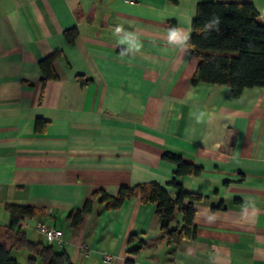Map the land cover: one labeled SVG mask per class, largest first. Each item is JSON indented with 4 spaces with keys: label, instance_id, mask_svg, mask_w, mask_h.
I'll return each instance as SVG.
<instances>
[{
    "label": "crops",
    "instance_id": "1",
    "mask_svg": "<svg viewBox=\"0 0 264 264\" xmlns=\"http://www.w3.org/2000/svg\"><path fill=\"white\" fill-rule=\"evenodd\" d=\"M203 1L213 0H0V225L45 243L36 223L60 229L53 246L74 264H264V86L234 98L227 85L192 84L188 40ZM218 1L252 2L264 24V0ZM172 23L186 43L169 40ZM72 27L75 44L64 36ZM56 51L58 78L44 84L39 61ZM166 152L204 168L178 179L203 197L195 239L169 244L156 205L140 197L112 210L96 202L72 225L98 189L155 182L176 199ZM6 204L41 211L22 220Z\"/></svg>",
    "mask_w": 264,
    "mask_h": 264
},
{
    "label": "trees",
    "instance_id": "2",
    "mask_svg": "<svg viewBox=\"0 0 264 264\" xmlns=\"http://www.w3.org/2000/svg\"><path fill=\"white\" fill-rule=\"evenodd\" d=\"M214 17L219 18V25L212 23ZM258 17L257 8L248 1L213 0L198 3L192 22V34L188 40L193 55L199 61L192 78L193 85H227L234 98L240 97L246 88L264 86V24L259 22ZM206 23L212 26L206 32L201 31ZM171 29H177V25L172 23ZM64 36L68 43L75 44L79 38V30L76 27L69 28ZM61 55V52L56 51L39 61L44 84L58 78L54 64ZM77 80L81 85L93 81L84 75H78ZM46 124L47 121L38 118L36 131L42 132ZM163 158L176 164L174 176L168 183L177 188L176 199L169 195L165 187L155 182L121 186L116 196L109 195L104 189H98L86 199L81 208L70 212L72 225H78L84 215L93 210L96 202L103 203L107 209L112 210L121 208L131 198L140 197L144 203L156 205V212L162 220L161 236L169 244L195 239V204L203 197L184 190L178 179L183 176H199L204 168L170 152H166ZM5 208L11 215L22 220L32 219L41 211L33 206L17 204H6ZM177 210L183 214L181 224L176 220ZM173 223L175 226H172ZM133 238L134 234L130 241ZM143 243L141 240L139 246L131 252H138ZM17 250L30 253L29 264H35L37 260L42 264H74L65 250L57 251L53 244L31 240L22 230V226L0 225V264H20L13 256V252Z\"/></svg>",
    "mask_w": 264,
    "mask_h": 264
},
{
    "label": "built area",
    "instance_id": "3",
    "mask_svg": "<svg viewBox=\"0 0 264 264\" xmlns=\"http://www.w3.org/2000/svg\"><path fill=\"white\" fill-rule=\"evenodd\" d=\"M25 227H29V224L25 223ZM33 229L40 234L44 235L46 238V241L50 244L53 243H59L62 244L64 241V233L60 229L50 226L45 222L39 221L38 223L35 224ZM83 253H88L89 249L85 246L82 248ZM104 260L106 262H111L112 261V256L106 255L104 257Z\"/></svg>",
    "mask_w": 264,
    "mask_h": 264
},
{
    "label": "clouds",
    "instance_id": "4",
    "mask_svg": "<svg viewBox=\"0 0 264 264\" xmlns=\"http://www.w3.org/2000/svg\"><path fill=\"white\" fill-rule=\"evenodd\" d=\"M212 23L216 24V25H219L220 21H219V18L218 17H214L212 19ZM212 25L210 23H206L204 28L201 30V31H204L206 32V30L208 28H210ZM218 30V29H217ZM123 29L122 27H117L116 28V32L117 33H120L122 32ZM180 40L182 43H186L187 40H188V36H180L179 32L177 29H171L170 32H169V40L172 41V42H176L177 40ZM124 41H121V43H123ZM132 48H135L137 51L139 50V48L141 47L139 44H136V43H133L131 45Z\"/></svg>",
    "mask_w": 264,
    "mask_h": 264
},
{
    "label": "rangeland",
    "instance_id": "5",
    "mask_svg": "<svg viewBox=\"0 0 264 264\" xmlns=\"http://www.w3.org/2000/svg\"><path fill=\"white\" fill-rule=\"evenodd\" d=\"M17 252L15 253V256H16L17 260L20 262V264H28L27 259L26 258L23 259L22 255H19V254L17 255ZM35 264H42V263L40 260H38Z\"/></svg>",
    "mask_w": 264,
    "mask_h": 264
}]
</instances>
